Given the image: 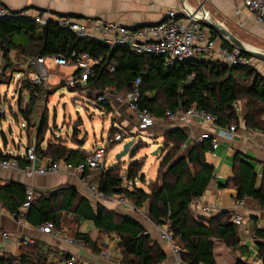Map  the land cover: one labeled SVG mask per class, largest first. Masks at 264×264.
I'll use <instances>...</instances> for the list:
<instances>
[{
	"label": "trees",
	"instance_id": "trees-1",
	"mask_svg": "<svg viewBox=\"0 0 264 264\" xmlns=\"http://www.w3.org/2000/svg\"><path fill=\"white\" fill-rule=\"evenodd\" d=\"M210 35L213 40L218 39L215 33L210 32ZM219 42L221 47L232 48L223 40ZM0 51L5 70L11 69L8 58L11 51L29 61L37 57L52 61L56 56L70 60L72 53L84 54L93 63L91 76L85 81L86 88L97 93L113 88L117 94H127L131 92L134 82L139 80V108L148 110L156 119H166L167 112L180 110L185 113L194 109L214 117V123L219 127L238 125L241 121L245 129L264 133V80L251 67H227L216 61L191 60L166 68L160 58L136 56L123 47L109 48L93 40L78 39L53 22L40 27L19 14L0 21ZM77 74L75 71L71 78L74 79ZM17 87L19 93L22 90L28 93V108L23 112L28 122L40 90L24 78L19 80ZM71 91L74 93L76 90ZM240 100L244 101L241 119L235 111ZM101 105L108 107L105 101ZM43 127L44 120H41L38 134L42 133ZM113 135H109V138ZM164 140L167 149L159 164L156 180L148 186L147 192L136 186L132 191L123 190L122 177L112 168L100 173L94 186L106 197L121 196L127 199L135 210L145 208V215L154 226L167 225L176 239L175 246L183 264H217L213 254L215 241H221L231 253L237 252L240 258H248L246 248L239 246L236 227L230 218L215 222V217L204 224L189 213L192 201L204 194L213 178V168L204 159V155L211 150L210 142L204 141L186 152L188 134L178 129L166 132ZM34 146L38 159L76 166L86 158L85 153L63 145H48L44 151L38 145ZM3 158L7 160L11 156ZM142 167L143 164L133 162L127 169V180L134 185L137 180L144 184V177L139 174ZM89 175L90 172H85L83 177ZM234 180L237 201L256 200L264 208V185L261 189L256 188L257 175L250 166L238 164ZM25 190V186L17 183L0 185V206L10 215L18 217L25 200ZM62 213L91 223L101 233L115 236L122 264H160L165 259L163 251L145 235L144 228L137 221L119 217L100 204L92 206L72 186L56 190L47 197L35 198L24 219L27 224L36 227L52 222L59 230ZM255 236L264 240L263 232L257 230ZM73 240L82 243L93 253L98 251L86 234L75 233ZM263 248L264 245H259L257 254L262 264ZM46 255L44 248L34 242L27 248L19 247L17 258H4L0 264H50ZM63 258L67 261L70 256ZM236 264L242 263L238 261Z\"/></svg>",
	"mask_w": 264,
	"mask_h": 264
},
{
	"label": "crops",
	"instance_id": "crops-1",
	"mask_svg": "<svg viewBox=\"0 0 264 264\" xmlns=\"http://www.w3.org/2000/svg\"><path fill=\"white\" fill-rule=\"evenodd\" d=\"M0 1L12 14L26 12L28 17H44L50 22H55L58 19H71L75 22L85 24L88 27H91L94 22L100 21L105 24L116 23L130 29H137L143 26L160 24L164 20L166 12L170 9H173L179 15L182 13L178 0ZM199 2L204 5L205 10L214 21L222 25L242 44L249 46L253 50L264 52V24L255 22L254 18L244 7V0H185V6L188 10H195L198 8ZM219 41V38L215 41L217 47L221 46ZM2 58L3 55L0 51V64L2 65V70L4 73L8 72V75H12L13 80L11 84H13L15 88L14 94L19 95L20 93L17 87L19 80L22 79L23 75L29 76L31 80L32 76L36 74V69L29 65V60L25 59V57L19 55L15 51H11L8 53V58L11 66L18 67L19 73L16 74L13 73L11 69L5 70ZM29 66L35 70V73H23ZM68 68H72L71 72H69V74L72 73L69 76L71 79L76 70L73 66H69ZM17 77L19 79L16 81ZM14 81L16 82L14 83ZM111 107L114 108L116 114H118V111H122V113L126 112L129 116L132 115L124 106L116 104V106L113 105ZM97 108L101 114L104 112L102 107ZM237 108L239 109V107ZM122 113L118 114V116H123ZM241 114H239L237 110V115L240 119ZM119 119H121V117ZM134 123L135 126L134 124L130 126L126 120L113 123V126H116L118 129H121L123 133L127 134L126 138L132 140V149L141 141L144 145L149 146L152 141L151 138L154 136L158 138L154 140V144L159 143L164 133L173 129H178L188 134V141L185 146V148L187 147V152L191 147L197 145L195 143L196 139L203 132L208 131L205 123L194 118H177L168 123H163L162 119H157L155 125L146 131H140L138 129L135 118ZM237 127L239 136L234 142L227 143L219 141L220 143L215 150H210L204 155L205 163L213 168V178L209 182L204 194L200 198L193 200L189 206L190 215L204 224L215 217H217L215 222H223L228 218H230L231 222L234 204L237 202V185L234 180V172L235 170L237 171L238 164L244 163L254 170L257 175V189H261L264 185V133L245 129L241 121ZM118 129H114V132H118ZM97 144L98 143L93 145L89 150H85V148L82 147L70 148V150L80 151L87 155L94 148L99 146ZM24 145L25 144H20L19 148L12 150L0 146V154L21 158L27 147ZM120 150H122V148H120ZM106 156L105 168L107 169L112 167L115 161L111 163V166L107 167ZM162 157L163 156H160V159H158L159 164ZM39 160H41V162L44 160L50 161L48 159ZM131 161L138 162V159ZM133 162L130 163L132 164ZM158 167L153 181H149L141 172L140 175L144 177V184L142 185L141 183V186L138 187L136 182L134 186L147 192L148 186L156 180ZM124 178L127 177L123 176L122 181ZM11 182L21 184L26 188L31 187L36 196L47 197L54 191L67 186L76 188L81 197L86 196V192L84 188L80 186L78 180L64 173L28 179L17 171L4 172L0 170V185L2 186ZM144 187H146V190ZM125 202L127 203L126 199ZM90 204H100L119 217H127L137 221L144 228L145 235H148L165 254V259L160 264L173 263L174 258L172 252L168 246L159 239L156 226H154L146 216L143 217L142 210H130L126 206L119 208L116 202L110 203L100 201L97 203L90 202ZM203 207H210V214L203 213ZM62 215L65 218L60 220L59 230L64 221L67 223L72 222L75 227L71 231H68L66 228L63 230L61 229L59 236L53 237L38 232L36 230L37 227L27 224L24 217L22 219L23 224H19L12 215L0 206V260L8 257L17 258L19 255V247L16 241L31 239L35 244L44 248V251L47 253V262L50 264H64L68 260L66 261L63 257L67 255L70 256V258H74L75 264H122V255L117 246L118 239L115 236L101 233L96 230L91 223L83 222L73 215L65 213H62ZM241 215L243 217L242 225L234 226L236 227L239 246L246 248L249 257L240 258L237 252L235 254L231 253L221 241H215L213 254L217 264H236L238 261L242 264H262L257 254L259 245H264V240L257 238L255 232L258 230L264 233V208H262L256 200L245 199V206L241 211ZM3 233L8 234V240H1V235ZM75 233L88 235L92 242L95 243L98 251L93 253L91 250L84 247L82 243L74 241L73 235ZM69 241H72V243L70 244ZM262 250H264V248ZM104 253L110 256V260L107 261L101 257Z\"/></svg>",
	"mask_w": 264,
	"mask_h": 264
},
{
	"label": "built area",
	"instance_id": "built-area-1",
	"mask_svg": "<svg viewBox=\"0 0 264 264\" xmlns=\"http://www.w3.org/2000/svg\"><path fill=\"white\" fill-rule=\"evenodd\" d=\"M244 7L254 18L258 24H264V0H244ZM0 1V21L13 17ZM21 18H30L36 25L43 27L47 25L48 19L44 17H28L26 12L19 14ZM55 23L59 28L65 29L73 33L78 39H89L99 42L109 48L123 47L129 50L130 53L136 56H151L163 60L166 68L174 66L176 63H184L191 60H205L216 61L227 67H253L255 60L243 56L233 48H224L216 46L215 40L212 39L210 31L201 25L194 23L187 19L182 13L179 15L173 9L166 12L164 20L158 25L143 26L137 29H130L120 26L116 23H102L100 21L94 22L91 27L85 24L75 22L71 19H58ZM70 60L63 56H56L52 58L54 66L59 68H66L73 66L78 72L77 76L71 78L68 83L70 86L85 83L89 76H91L93 63L84 54L72 53ZM46 59L37 57L33 61H29V65L36 69V74L30 80L33 85H38L49 77V70L45 67ZM140 81L136 80L133 84L131 92L127 94H116L114 102L119 106H124L135 118L138 129L146 131L155 125L157 119L152 113L146 109L139 108L140 102ZM19 90V88H18ZM105 96L102 94L97 101L100 105ZM238 109L235 108V111ZM165 118L169 121H174L177 118L181 119H198L206 124L208 131L203 132L197 139L196 144H202L204 141H209L211 150L218 147L219 141L232 143L239 136L238 127L232 124L227 127H219L214 121L215 118L207 115L201 111L190 109L185 113L180 110L174 113L167 112ZM114 135L107 138L104 144L94 148L86 155L84 162L72 166L65 162H41L36 156L35 146L28 145L21 158L11 157V159L0 158V170L4 172L17 171L28 179L34 177H43L49 175H58L61 173L68 174L75 177L80 186L86 192L85 198L91 203L100 201L114 203L126 206L130 210H134L129 204L125 202L123 197H106L98 191L95 186H88L87 177L84 178L85 172H100L105 173L108 169L105 168L106 150L109 146L121 143L127 137L121 129H118ZM264 136V134H263ZM134 184L123 179L121 188L125 191H132ZM34 201V193L31 187L25 190V200L19 209L18 217H14L19 224L29 210ZM245 200L235 202L233 208V215L231 222L235 226H240L243 223L241 211L244 209ZM202 212L210 214V207H203ZM42 234L58 237L59 233L56 231L52 222H46L36 228ZM159 239L168 246L173 255L172 264H183L180 260L179 251L175 246L176 239L169 232L168 226L156 227ZM1 240H8V234L3 233ZM71 244L72 241H69ZM18 247L27 248L34 244L31 239L17 240ZM101 257L104 260H110V256L106 253ZM64 264H75L74 258H70Z\"/></svg>",
	"mask_w": 264,
	"mask_h": 264
},
{
	"label": "rangeland",
	"instance_id": "rangeland-1",
	"mask_svg": "<svg viewBox=\"0 0 264 264\" xmlns=\"http://www.w3.org/2000/svg\"><path fill=\"white\" fill-rule=\"evenodd\" d=\"M45 67L51 70L49 77L40 84L34 85L39 88L40 92L35 97L32 114L26 122L23 112H26L28 108V93L22 90L19 95L14 94L15 88L11 84L12 75H8V72L4 73L0 64V146L12 150L19 148L20 144L26 146L33 144L38 145L39 149L44 151L48 145H63L68 149L82 147L89 150L96 143H98L97 145L104 144L108 136L114 134V131L118 129L113 126L114 122L119 123L120 120H126L130 126H133V124L135 126L132 115L129 116L126 112L118 111V114L122 113L123 115L118 116L114 108L111 107L116 106L114 97L117 92L113 88L97 93L95 90L86 88L85 83L70 86L68 81L69 76L72 74H69L72 68L57 69L52 61H46ZM251 68L255 74L264 80L263 63L255 60L254 66ZM11 71L16 74L19 73L18 67L11 66ZM29 72L35 73V70L29 66L23 73ZM22 78L28 82L30 81L27 75H23ZM18 79L17 77L16 81ZM71 90L76 91L71 93ZM102 94L105 96L104 101L108 104L107 108L98 104L97 99ZM160 103L162 102L160 101ZM97 107H102L104 112L101 114ZM237 107H239L238 113L241 114L244 109V101L240 100ZM120 117L121 119H119ZM41 120H44V127L42 133L38 134ZM162 122L168 123L169 120L162 118ZM112 128L115 130L112 131ZM164 134L159 143L154 144V140L158 139L155 136L151 138L152 141L149 146L144 145L142 141L138 142L130 151L131 154L122 157L117 163L115 157L121 152L120 148L126 142L131 141L124 138L121 143L112 145L113 147L111 146L112 148L108 149L107 167L115 161L110 168L114 169L120 177H127V169L131 165L130 162H133L131 160L138 159L137 163L143 164L139 174L142 172L149 181H153L159 164L158 159L165 154L167 149ZM37 155L41 156L39 153ZM99 176L100 172H91L87 179L89 185L94 186ZM137 186H141L138 180ZM144 188L146 190V187ZM37 197L34 194V200ZM126 201L131 205L127 199ZM119 208H123V206L119 204ZM140 210H142L143 217H145V208ZM63 218L65 217L61 215L62 220ZM74 227L75 225L72 222L67 223L64 221L60 230L56 231L60 233L61 229L64 228L71 231Z\"/></svg>",
	"mask_w": 264,
	"mask_h": 264
},
{
	"label": "water",
	"instance_id": "water-1",
	"mask_svg": "<svg viewBox=\"0 0 264 264\" xmlns=\"http://www.w3.org/2000/svg\"><path fill=\"white\" fill-rule=\"evenodd\" d=\"M182 14L194 23L201 25L202 27L208 29L210 32L216 34V36L225 42H227L233 49L237 50L239 53L248 56L249 58L261 62L264 64V52L250 49L249 47L242 44L237 38H235L231 33H229L222 25L214 21L209 13L205 10L204 5L199 2L198 8L195 10H188L185 6V0H178ZM18 15V14H13ZM26 20L32 21L30 18H25ZM49 23V21H48ZM175 65V64H174ZM133 142L132 140L126 142L122 146V150L116 155L115 161L118 163L122 157L129 156L131 154Z\"/></svg>",
	"mask_w": 264,
	"mask_h": 264
},
{
	"label": "bare ground",
	"instance_id": "bare-ground-1",
	"mask_svg": "<svg viewBox=\"0 0 264 264\" xmlns=\"http://www.w3.org/2000/svg\"><path fill=\"white\" fill-rule=\"evenodd\" d=\"M231 47V46H230ZM247 47H249V46H247ZM250 48V47H249ZM251 49V48H250ZM11 159V158H10Z\"/></svg>",
	"mask_w": 264,
	"mask_h": 264
}]
</instances>
